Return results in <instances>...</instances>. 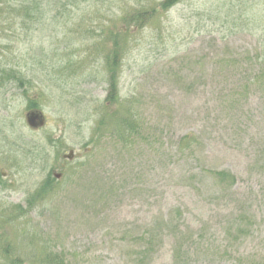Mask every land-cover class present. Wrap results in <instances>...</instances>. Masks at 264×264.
<instances>
[{
  "label": "rangeland",
  "instance_id": "obj_1",
  "mask_svg": "<svg viewBox=\"0 0 264 264\" xmlns=\"http://www.w3.org/2000/svg\"><path fill=\"white\" fill-rule=\"evenodd\" d=\"M35 1L48 2L36 23L21 21L33 0L0 4V71L18 70L24 83L0 74V216L25 207L54 173L53 196L15 231L45 240L69 264H137L139 238L169 214L148 264H264V83L254 60L264 0H187L162 26L133 35L119 90L142 129L127 147L94 134L107 89L99 45L121 26L110 21L115 0ZM27 99L39 105L40 128L26 125ZM207 171L230 172L234 187L216 191ZM241 217L245 235L233 239ZM171 233L185 245L176 259ZM19 245L26 258L27 238Z\"/></svg>",
  "mask_w": 264,
  "mask_h": 264
},
{
  "label": "trees",
  "instance_id": "obj_2",
  "mask_svg": "<svg viewBox=\"0 0 264 264\" xmlns=\"http://www.w3.org/2000/svg\"><path fill=\"white\" fill-rule=\"evenodd\" d=\"M6 0H0V4H4ZM74 0H69V3H74ZM187 0H115L114 8L117 13H113V9L109 13L118 15L117 18L110 19L112 24L120 23L117 32L113 31V26H109L112 29L108 30L102 34V38L105 40L99 45V47L104 48V54H102V59L104 62V70L106 72L105 80L107 84L106 96L103 103L100 105L101 115L97 118V123L95 125L94 134L96 137L109 136L111 139L115 138L122 144L130 146L131 143L135 141L136 138L141 137V123L138 119L136 113V107L131 100L124 99L121 101L120 90H119V74L124 58L129 53L131 39L134 34L144 31L150 25L157 23L159 27L162 26L161 19L165 17L168 13L177 9L181 4ZM31 3L32 7H26L22 9L24 18L23 22L28 20L31 23L38 22L37 16L43 13L44 9L38 8V4L35 0ZM70 3V6H71ZM65 4L64 7H67ZM77 7V6H76ZM1 8V7H0ZM50 9V8H49ZM2 13V12H1ZM35 13V14H34ZM34 14V15H31ZM30 15V17H29ZM263 20L261 19V22ZM256 22V21H255ZM259 23V22H258ZM159 32V29H158ZM108 42V45L105 44ZM256 62H260V67L255 76V80L264 83V45L259 53L254 56ZM0 74L9 83H15L19 87L23 86L22 74L20 71L15 69H3ZM109 107H113V111L109 112ZM27 108L30 110L38 109V103L33 99H27ZM188 137H184L180 140V145L186 143ZM35 149V148H34ZM36 156L33 154L27 155L31 161L36 160ZM206 176L212 183L213 188L216 191H229L231 190L236 182L235 176L228 171H207ZM57 182L51 175L47 177L40 183V185L35 189L25 200V207L16 205L12 206L3 211L0 216V264H69L66 262L64 256L56 254L54 251L46 247L44 244L45 240L37 237L28 232H16V225L20 219L27 216L32 209L36 206L42 205L40 203L47 202L51 198L54 192L57 190ZM39 204V205H38ZM176 214L175 229L180 227V221L182 220V213L179 209L174 212ZM169 217L172 220L166 218V220H161V224H156V232L150 238H139L142 240L143 250H141L137 257V264H148V255L154 251V247L157 246L156 243L161 245L165 230H170L173 224V218L171 214ZM238 223V224H237ZM237 223L234 221L232 229L237 234V237L233 239L241 238L245 235V232L241 231L242 217L237 219ZM172 228V231H176ZM231 228H229L230 230ZM26 231V230H25ZM149 234V233H148ZM14 235V236H13ZM171 235L174 237L172 246V256L173 259L183 256L185 245L178 241L176 235ZM154 236V237H153ZM27 238V257L23 258L19 256L21 246L19 245L21 238ZM200 237L197 235V238ZM192 238V236L190 237ZM180 240V239H179ZM176 264V262L174 261Z\"/></svg>",
  "mask_w": 264,
  "mask_h": 264
},
{
  "label": "water",
  "instance_id": "obj_3",
  "mask_svg": "<svg viewBox=\"0 0 264 264\" xmlns=\"http://www.w3.org/2000/svg\"><path fill=\"white\" fill-rule=\"evenodd\" d=\"M25 120H26V124L29 128H36L37 125L36 123H38V126L41 127L42 126V121L40 120L39 114L38 113H34V112H30L28 114L25 115ZM69 156H72V152H69Z\"/></svg>",
  "mask_w": 264,
  "mask_h": 264
}]
</instances>
